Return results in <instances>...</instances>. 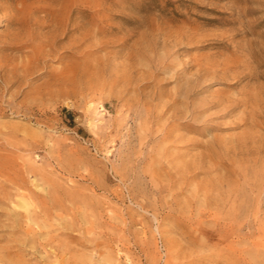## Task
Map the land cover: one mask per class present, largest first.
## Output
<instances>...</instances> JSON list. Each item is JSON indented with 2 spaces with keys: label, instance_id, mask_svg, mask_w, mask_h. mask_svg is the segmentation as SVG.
Returning a JSON list of instances; mask_svg holds the SVG:
<instances>
[{
  "label": "rangeland",
  "instance_id": "1",
  "mask_svg": "<svg viewBox=\"0 0 264 264\" xmlns=\"http://www.w3.org/2000/svg\"><path fill=\"white\" fill-rule=\"evenodd\" d=\"M7 263L264 264V0H0Z\"/></svg>",
  "mask_w": 264,
  "mask_h": 264
},
{
  "label": "bare ground",
  "instance_id": "2",
  "mask_svg": "<svg viewBox=\"0 0 264 264\" xmlns=\"http://www.w3.org/2000/svg\"><path fill=\"white\" fill-rule=\"evenodd\" d=\"M63 24V23H62ZM49 37V36H48ZM74 41V40H73ZM72 42V41H71ZM13 43V42H12ZM43 43V42H42ZM44 44V43H43ZM40 45V44H39ZM48 46V45H47ZM22 47V46H21ZM49 47V46H48ZM45 51V50H44ZM39 54V53H38ZM43 56V55H42ZM36 57V56H35ZM40 57V56H39ZM37 60V59H36ZM25 61H27V60H25ZM32 61V60H31ZM34 63V62H33ZM225 64V63H224ZM32 65V64H31ZM36 65V64H35ZM33 67V66H32ZM31 67V68H32ZM28 68V67H27ZM26 68V69H27ZM30 68V67H29ZM34 68V67H33ZM229 68V67H228ZM26 69H24V70H26ZM210 69H211V67H210ZM27 71V70H26ZM24 72V71H23ZM211 72V71H210ZM210 72H208V71H206L205 73H210ZM71 73V72H70ZM2 75V74H1ZM71 74H69L68 76H70ZM74 75V74H73ZM73 75H71V76H73ZM17 76H18V74H17ZM16 76V77H17ZM242 76V75H241ZM3 78V77H2ZM235 78V77H234ZM17 79V78H16ZM17 81V80H16ZM185 89H187L186 87H185ZM185 91V90H184ZM175 101V100H174ZM226 103H230L229 101L227 102L226 101ZM216 104H214V103H212L211 104V106H209V107H207V108H205L204 110H202L203 112H205V111H208L210 108H212V107H214ZM234 105V102H233V104L232 103H230V104H228L226 107H224L223 109H225V108H227V107H232ZM230 111V110H229ZM232 111V110H231ZM196 112H198V111H196ZM199 114V113H198ZM195 115V114H194ZM21 197H22V194H21ZM24 202H25V200L24 199H22ZM22 203V202H21ZM25 203H27V202H25ZM22 206H24L23 205V203H22ZM25 206H27V205H25ZM24 206V207H25ZM29 216V215H28ZM71 224H68V226H70ZM72 227V226H71ZM4 249V248H3ZM2 249V250H3ZM7 249V248H6ZM9 253V252H8ZM8 264V263H7Z\"/></svg>",
  "mask_w": 264,
  "mask_h": 264
}]
</instances>
